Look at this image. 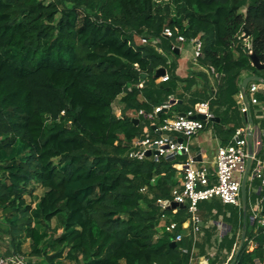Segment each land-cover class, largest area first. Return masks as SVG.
I'll list each match as a JSON object with an SVG mask.
<instances>
[{
	"label": "trees",
	"instance_id": "16d2710c",
	"mask_svg": "<svg viewBox=\"0 0 264 264\" xmlns=\"http://www.w3.org/2000/svg\"><path fill=\"white\" fill-rule=\"evenodd\" d=\"M178 36L201 43L198 63L215 70L205 88L214 103L234 104L245 73L264 79L250 59L264 64V0H0V210L12 254L37 264H190L193 239L172 241L187 208L174 232L157 237L156 228L173 213L157 202L172 200L181 170L130 156L136 139L158 134L130 112L154 113L180 81L190 83L175 73ZM156 38L176 57L170 64ZM163 67L169 80L158 83ZM253 239L263 257L261 227ZM252 255L245 240L233 264H255Z\"/></svg>",
	"mask_w": 264,
	"mask_h": 264
},
{
	"label": "crops",
	"instance_id": "0c3cea01",
	"mask_svg": "<svg viewBox=\"0 0 264 264\" xmlns=\"http://www.w3.org/2000/svg\"><path fill=\"white\" fill-rule=\"evenodd\" d=\"M248 39L244 38V40ZM173 47L176 48V54L178 58L173 57L167 49L163 46L161 40L156 42V46L160 49V53L165 55L166 63L170 64L173 58H176L177 68L176 75L181 78H191L189 85L187 82H179L178 88L174 94L169 95L164 99L163 104L157 106H163L169 102L172 105L180 104L177 108L173 109L171 104L167 108L166 112H169L170 117L182 115L188 111L193 110L197 103L207 105L209 112L215 118H219L217 121H210L206 124V127L198 134L191 138H184L181 134H170L169 137L176 138L177 140H184L189 147V154L187 160L191 156L193 159L201 160L195 161L196 166H206L211 173L214 174L216 169V154L219 147L229 145L233 142L235 132L237 129L246 128L248 130V148L250 150L249 135L251 136L252 152L255 158H252L249 172L246 177V203L244 204L241 197V205L234 206V209L230 212L227 209L228 204H224L218 198H212L203 207H199L198 217L200 219V228L195 229L193 221L189 216H185L186 219L182 224L183 230L180 234L184 237H190L193 239L192 245V257L190 264H233L235 258L240 252L242 244L247 240V251L253 252V258L255 264H264V256L260 255V252L256 249L257 244L253 239V235L260 227L259 219L264 216V185H262L260 179L253 178V168L257 159H264V86L259 89L257 105H252L251 116L247 117L241 111V107L244 102V91L241 90L235 95V103L232 104L229 101H225V98L220 102H215L210 95L211 91H206L207 80H211L213 85V72L210 68H207L198 63L195 58V44L191 40H174L171 41ZM164 68V67H163ZM165 73H167V69ZM205 75V76H204ZM251 75L250 72L245 73L241 78L243 79ZM158 83L163 82L161 76L156 80ZM199 93L202 94V100L200 102L193 103L192 99ZM122 96L118 99L120 100ZM140 100H144L145 96L142 93L139 96ZM213 99V100H212ZM228 100V99H227ZM231 104V105H230ZM117 114L121 113V105L116 108ZM163 111V110H162ZM132 116L139 118L144 117L139 112H130ZM216 113H219L217 116ZM145 118V117H144ZM160 122L155 119L151 124L154 126ZM145 124L144 130L147 129ZM193 150V154H191ZM179 157L176 160L174 166L181 170V178L183 175L182 166L184 156ZM245 172L243 174L244 178ZM243 181V179H242ZM185 207V205H178L177 207H170L173 210L172 214H168L165 218H160L157 225V237L163 233L166 224L175 222L174 216L177 215L179 208ZM176 223V222H175ZM177 224V223H176ZM248 233V234H247ZM28 262L37 264L36 259H28Z\"/></svg>",
	"mask_w": 264,
	"mask_h": 264
},
{
	"label": "built area",
	"instance_id": "2783aa9c",
	"mask_svg": "<svg viewBox=\"0 0 264 264\" xmlns=\"http://www.w3.org/2000/svg\"><path fill=\"white\" fill-rule=\"evenodd\" d=\"M166 36H173L172 31H166ZM141 43H146L147 39H140ZM160 40L156 38L153 43ZM177 40H186L183 36H178ZM195 44V58L201 53V43L197 39H191ZM157 48V47H156ZM160 52L161 50L157 48ZM214 72V68H211ZM162 81L169 80V74L165 73L161 76ZM142 86V84H140ZM262 85L257 81H252L248 84L246 91H244V102L241 107L242 113L247 117L251 116L252 105L259 103L258 92ZM170 105L165 104L156 107L154 113L162 111L165 107ZM154 113H147L143 110L139 111L146 119L155 120ZM198 114L206 116V121L214 118L209 112L207 105L197 103L193 110L188 111L185 115H177L175 117L165 118L162 122L155 125L154 131L158 134L146 137H140L133 143V150L130 152L131 157L144 158L146 152L150 151L155 161L166 159L168 161H176L178 155L189 154V147L187 143L169 137L170 134L178 133L184 138H191L204 129V121L197 117ZM154 127V125H153ZM246 128L237 129L234 140L226 146L219 147L216 154V169L214 174L211 173L206 166H196L194 159L190 156L182 166L183 181L182 186L175 187L172 190V200H158L162 209L172 207V203L178 205H185L190 217L193 221L195 229L200 228V219L198 217L199 203L204 200L218 198L224 204L234 206L241 205V184L243 174L246 170V161L249 156L248 139ZM252 158H255L254 154ZM253 178L260 179L264 185V159H257L252 173ZM167 216L162 214V218ZM259 225L264 231V216L259 219ZM167 231L174 232L177 228L175 222L166 224ZM182 238V234H177L172 240L176 243ZM28 261L25 256L21 254H11L5 256L0 253V264H27Z\"/></svg>",
	"mask_w": 264,
	"mask_h": 264
},
{
	"label": "water",
	"instance_id": "95a60500",
	"mask_svg": "<svg viewBox=\"0 0 264 264\" xmlns=\"http://www.w3.org/2000/svg\"><path fill=\"white\" fill-rule=\"evenodd\" d=\"M244 37L247 38V37H248V34L245 33V34H244ZM250 59H251L252 64H253L255 67H257V68H262V67H264V64H262V63L260 62L259 58H258L253 52L250 53ZM165 72H166V70H165L164 68H160V69H158V71L156 72L155 77H156V78H159L160 76L164 75ZM252 81H257V82L261 83L262 85H264V79H263L262 77H260L259 75H256V74H251V75H249V76H247V77H245V78L243 79V81H242V83H241V88H242V90H243V91H246V88H247L248 84H249L250 82H252ZM166 110H167V108L165 107V108L163 109V111H166ZM182 115H185V113H182ZM197 117H198L199 119L206 120V116L203 115V114H198ZM211 120H212V121H216V120L218 121L219 118L215 117V118H212ZM134 121H135L136 123L139 122L138 119H134ZM154 128H155V126H154ZM248 138H249V144H250L251 146H250V150H249V156H248L247 161H246L245 175H244V178H243V181H242V184H241V197H242V201H243L244 204L246 203V196H247V195H246V177H247V174H248L249 169H250V165H251V161H252V155H253V152H252V143H251V141H252V140H251V136L249 135ZM180 141H182V140H180ZM146 155H147V156H150V155H151V152H150V151H147V152H146ZM198 160H201V157H199L198 159H194V161H198ZM177 206H178L177 203H172V207L175 208V207H177ZM27 264H33V263L28 262Z\"/></svg>",
	"mask_w": 264,
	"mask_h": 264
},
{
	"label": "rangeland",
	"instance_id": "374dc122",
	"mask_svg": "<svg viewBox=\"0 0 264 264\" xmlns=\"http://www.w3.org/2000/svg\"><path fill=\"white\" fill-rule=\"evenodd\" d=\"M142 38V36L140 37V36H136L135 37V41H136V43H141L140 41V39ZM245 43H247V40L245 39ZM120 104H121V101L118 99L116 102H115V110H116V112H117V109L116 108H118L119 106H120ZM148 121V120H147ZM174 134H177V133H174ZM191 154H193V150H191ZM264 154V153H263ZM182 156H184V158L185 159H183V161H186L187 160V155H182ZM181 155H178V157H179V160H181L182 161V157ZM42 193V189L40 188V187H38L37 189H36V191H35V193H34V195H40ZM209 201L208 200H204V201H201L200 203H199V207L201 208V207H203V205H206V203H208ZM227 209L231 212L233 209H234V207H233V205H230V204H228L227 205ZM56 223V220H54L53 222H52V225H51V227L52 226H54V224ZM37 226L39 227V229H41V230H43L44 228H43V226L42 225H40V224H37ZM7 228H8V224H7V222L5 221V218H4V215H3V212H2V210H0V253L1 254H3V255H5V256H10L13 252H12V248L10 247V238H9V234L7 233ZM28 243L29 242H27V243H25V246H26V249H27V251L29 250V245H28ZM25 256H26V259H36V260H38L37 259V257H30V255H28V254H25ZM57 264H74L73 262H70V261H68V260H66V259H61L59 262H57Z\"/></svg>",
	"mask_w": 264,
	"mask_h": 264
},
{
	"label": "clouds",
	"instance_id": "9594fccd",
	"mask_svg": "<svg viewBox=\"0 0 264 264\" xmlns=\"http://www.w3.org/2000/svg\"><path fill=\"white\" fill-rule=\"evenodd\" d=\"M28 261V260H27Z\"/></svg>",
	"mask_w": 264,
	"mask_h": 264
}]
</instances>
